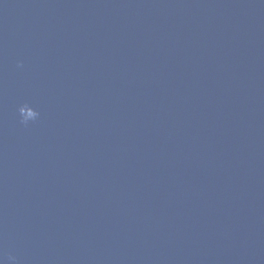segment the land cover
Segmentation results:
<instances>
[{
  "label": "water",
  "instance_id": "95a60500",
  "mask_svg": "<svg viewBox=\"0 0 264 264\" xmlns=\"http://www.w3.org/2000/svg\"><path fill=\"white\" fill-rule=\"evenodd\" d=\"M0 264H264V0H0Z\"/></svg>",
  "mask_w": 264,
  "mask_h": 264
},
{
  "label": "clouds",
  "instance_id": "9594fccd",
  "mask_svg": "<svg viewBox=\"0 0 264 264\" xmlns=\"http://www.w3.org/2000/svg\"><path fill=\"white\" fill-rule=\"evenodd\" d=\"M22 111H23V108L20 107L19 113H21ZM38 116H39V113L33 108H30L27 115L24 117H21V123L27 124L30 121H35L38 118ZM10 259H13V258L10 257Z\"/></svg>",
  "mask_w": 264,
  "mask_h": 264
}]
</instances>
